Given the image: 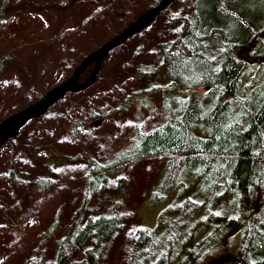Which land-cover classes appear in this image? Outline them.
<instances>
[{
    "label": "rangeland",
    "instance_id": "rangeland-1",
    "mask_svg": "<svg viewBox=\"0 0 264 264\" xmlns=\"http://www.w3.org/2000/svg\"><path fill=\"white\" fill-rule=\"evenodd\" d=\"M147 1L0 0V122L66 80L84 57L148 10ZM176 1L109 54L89 88L63 97L0 146V264H25L31 250L50 260L57 240L75 222L85 201L83 218L109 208L125 212L122 229L106 243L98 261L120 264L137 228L153 227L161 211L184 200L179 193L157 198L165 160H142L114 170L101 192L86 183L94 164L110 160L129 145L136 126L149 130L166 119L159 87L168 79L158 45L181 32V22L170 24L165 17L184 14ZM94 67L91 62L79 80ZM148 68L156 71L155 78L147 76ZM146 89L152 91L142 93L127 110H116L129 93ZM172 92L170 101L174 93L186 95L183 89ZM177 97L169 102L173 110ZM212 100L207 98L204 104L211 105ZM92 111L110 114L91 123ZM75 120L84 125L77 136ZM10 173L16 181H10ZM119 176L126 179L123 197L114 194ZM38 178H46L49 187L34 185ZM53 223L58 228L53 238L43 240ZM239 242L240 234L231 230L201 264L236 262Z\"/></svg>",
    "mask_w": 264,
    "mask_h": 264
},
{
    "label": "trees",
    "instance_id": "trees-1",
    "mask_svg": "<svg viewBox=\"0 0 264 264\" xmlns=\"http://www.w3.org/2000/svg\"><path fill=\"white\" fill-rule=\"evenodd\" d=\"M159 1L148 0L147 8ZM177 1L184 14L165 17L170 24L181 22V32L158 45L168 79L159 87L166 119L149 130L136 126L125 149L90 168L87 187L101 192L110 172L142 160H165L157 198L185 195L158 214L156 225L137 228L120 264H201L231 230L240 234L239 256L232 264H264V0ZM148 69L147 76L155 78L156 71ZM177 89L186 95L174 93L173 110L170 95ZM200 89L205 93L197 94ZM151 91L129 93L116 110H127ZM207 98L213 99L211 105L204 104ZM109 114L92 111L91 123ZM83 127L75 120L74 136ZM9 179L16 181L12 173ZM45 179L33 180L34 185L49 187ZM125 180L117 178L116 197H123ZM85 204L57 240L52 258L31 250L25 264H98L106 243L122 229L125 212L109 208L83 218ZM57 229L53 223L43 240L52 239Z\"/></svg>",
    "mask_w": 264,
    "mask_h": 264
},
{
    "label": "water",
    "instance_id": "water-1",
    "mask_svg": "<svg viewBox=\"0 0 264 264\" xmlns=\"http://www.w3.org/2000/svg\"><path fill=\"white\" fill-rule=\"evenodd\" d=\"M175 0H160L156 7L150 8L132 21L116 36L109 39L96 51L84 57L74 68L71 75L60 84L47 92L44 98L39 99L19 111L11 114L0 122V146L8 139L15 136L19 128L27 121L42 116L54 103L61 100L67 92H80L89 88L96 80V74L100 70L103 60L114 50L122 46L129 39L144 31L170 4ZM91 62L95 67L89 78L80 82L83 71Z\"/></svg>",
    "mask_w": 264,
    "mask_h": 264
}]
</instances>
